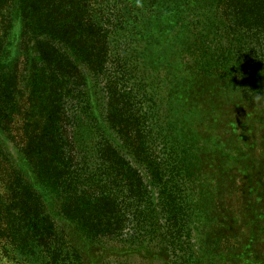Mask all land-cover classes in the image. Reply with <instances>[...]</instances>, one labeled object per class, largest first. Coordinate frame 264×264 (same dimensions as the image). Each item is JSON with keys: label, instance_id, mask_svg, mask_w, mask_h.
Listing matches in <instances>:
<instances>
[{"label": "rangeland", "instance_id": "rangeland-1", "mask_svg": "<svg viewBox=\"0 0 264 264\" xmlns=\"http://www.w3.org/2000/svg\"><path fill=\"white\" fill-rule=\"evenodd\" d=\"M178 1L181 14L175 9V24L162 19L153 30L142 22L154 12L153 0H92L91 14L83 15L86 23L79 12L64 10L60 0L50 7L48 0H30L33 27L23 26L14 8L0 0V73L4 79L0 99L9 126L5 137L15 144L44 142L40 132L43 120L55 108L57 93L72 88L76 98L67 94L63 106L72 116L75 102H80V126L63 117L64 138L71 143L88 140L96 158L95 170L105 163L98 153L103 144L119 149L143 176L150 201L156 204L165 202L154 175L165 169L163 141L168 132L191 157L192 176L183 191L185 212L192 214V219L183 233L174 231L175 223L167 214L152 233L121 242L122 235L98 230L108 229L105 217L101 218L103 205L78 206L75 196L68 205L73 220L55 218L56 222L71 235L77 232V221L82 220L87 227L97 225L89 232L79 227L93 240L89 245L100 249L101 254H94L104 255L103 264H227L218 253L221 232L233 240L240 238L239 247L251 242L264 264V85L242 86L219 77L215 70L212 73L202 68L214 59H241L246 66L264 62V15L260 8L264 0ZM93 21L105 23L101 27L104 37L100 28L95 31L93 25L99 26ZM120 65H125L131 76L124 78ZM50 68L54 69V90ZM131 114L142 120L141 128L157 132V138L148 139L153 156L129 149L125 135L132 133ZM98 116L100 126H89L88 117ZM128 119L131 124L125 133L113 124L122 120L125 126ZM160 133L164 138L157 136ZM79 155L85 158V154ZM73 172L79 174L76 164ZM9 185L8 177L2 175L0 193L6 198ZM78 190L100 192L99 187L82 184ZM119 197L124 198L123 194ZM223 206L229 209L227 215ZM248 212L257 217L255 240L248 238ZM220 216L222 222L216 225ZM109 220L118 221L116 210ZM124 232L131 236L133 224ZM18 243L19 256L1 259V264H50L34 253L29 255L27 239ZM75 243L86 258L87 242L79 239Z\"/></svg>", "mask_w": 264, "mask_h": 264}, {"label": "trees", "instance_id": "trees-1", "mask_svg": "<svg viewBox=\"0 0 264 264\" xmlns=\"http://www.w3.org/2000/svg\"><path fill=\"white\" fill-rule=\"evenodd\" d=\"M91 1L63 0L62 2L60 0V6L64 10L79 12L84 21L83 15L92 12L90 9ZM6 2L14 8L23 26H34L31 21L34 6L30 3V0H6ZM54 3H56V0H48V7L54 5ZM153 3L154 12L143 17L142 21L149 24L153 30L162 19L168 22L173 21L178 15L177 12L181 14V11H179L181 4L178 0H153ZM114 4L116 5V3ZM113 8L115 9L114 6ZM260 8L263 17L264 4L263 6L260 5ZM175 9L177 12H175ZM122 10L123 7H121ZM87 20L90 21L88 17ZM93 23L99 26L93 25L95 31L97 32V28H100L101 37H104L105 34H102L101 27L105 23L99 24L97 21H93ZM173 24H175L174 21ZM106 55L108 59L107 48ZM120 66L124 68V78L131 76V73L126 71L125 65ZM202 68L210 72L215 70L219 77H225L240 83L242 86L264 85V62H252L249 66H246L241 62V59H214V61L203 65ZM49 70L52 76L51 86L54 90V69L50 68ZM3 82L4 79L0 73V89L4 88ZM67 94H73V97L76 98L72 88L69 90L62 89L57 93L55 108L49 112L45 119L41 117L42 120L44 119L40 129L44 141L41 144L33 141L28 142L27 140L15 144L8 137H5L9 126L5 122L7 116L1 108L3 102L2 98L0 99V179L2 175H5L8 177L10 184L7 198L0 193V260L9 259L12 256L14 258L15 256L18 257L17 253L21 249L18 242L23 238V240L27 239L29 242L25 248L27 252H30V256L34 253V256L45 258L50 264H54V261L56 264H103L104 255L94 254L95 252L101 254L100 249L97 246L89 245L93 240L87 238L79 227L81 226L84 231L89 232L93 229L96 230L97 225L87 227L84 222V225L81 223L82 220L77 221L78 223H75L77 232H73L71 235L58 223L61 219L73 220L70 217L72 215L68 206L74 198L73 196L77 197L78 206L99 208L103 205L101 218L105 217L103 221L108 229L100 227L98 230L122 235L121 242L134 241L140 235L144 237L145 234L152 233L155 231L156 223L167 214L175 223L174 228L176 227V229L174 231L177 234L183 233L192 219V214L185 212L187 209L184 207L185 195L183 191L185 184L192 176L189 172L191 164L189 158L191 157L188 151L177 145L171 138V134L166 131L163 152L165 149L167 162L165 161V165H162L165 167L164 172L154 175V180L160 183V190L165 202L161 200L155 204L150 201L148 186L143 176L121 156L119 149L108 143L103 144L98 153L104 158L105 163L103 167H97L95 170L93 162L96 158L94 151L89 149L88 140L83 138L81 143L77 141L71 143L72 141L68 142L64 138L63 117L71 121V124L80 126L77 111L80 102H75V112L72 116H69L67 109L63 106V103H65L63 99ZM130 117V122L134 121L131 125L132 133H126L130 135H125L128 138L129 149L136 154L145 152L153 156L154 149L151 144H148V139H155L154 136L156 137L157 132L154 133L153 129L144 128L143 126L141 128L142 120L140 121L137 116L132 114ZM88 118L89 126L94 128L100 126L101 118L99 116L91 120L90 117ZM113 124L125 133L124 129L131 123L128 119L125 126L122 120L118 123L115 121ZM133 128L135 131H133ZM157 136L164 138L161 133ZM80 153L85 154V158H80ZM162 159L163 157H161ZM80 161L81 164H78ZM75 164L76 172L79 174L73 172ZM79 184L85 187H99L100 192L98 194L94 192L88 194V191L79 192ZM120 194H123L124 197L121 200ZM60 199L62 200L59 204ZM127 199L129 201H126ZM239 207L241 208V206ZM115 210L118 221L111 223L109 218ZM227 210H229L228 207H222L224 215H227ZM129 212H132L131 216ZM247 214L251 218L248 223V230L250 231L248 238L251 237V240H255V219L257 217H252L251 212ZM132 216L134 221L137 220V222L133 221V223L131 221ZM55 218L60 219L56 222ZM221 222L220 216L216 225H220ZM129 223L133 224L131 236L124 235ZM219 238H222L223 241L220 243L222 247L218 249L219 258L222 262H228L227 264H244L245 262L248 264H261V260L256 255L255 247L251 245V242L244 247H239L240 238L233 240L231 236L226 235L224 232L220 233ZM79 239H84L89 245L86 249V258L82 256V252L76 246L75 242ZM127 248L125 247V250L131 249ZM238 249L239 254L233 253Z\"/></svg>", "mask_w": 264, "mask_h": 264}]
</instances>
